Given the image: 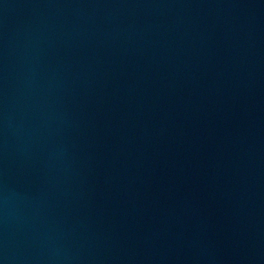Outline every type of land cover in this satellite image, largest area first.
Here are the masks:
<instances>
[{
  "label": "water",
  "instance_id": "obj_1",
  "mask_svg": "<svg viewBox=\"0 0 264 264\" xmlns=\"http://www.w3.org/2000/svg\"><path fill=\"white\" fill-rule=\"evenodd\" d=\"M0 264H264V0H0Z\"/></svg>",
  "mask_w": 264,
  "mask_h": 264
}]
</instances>
